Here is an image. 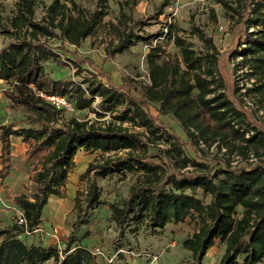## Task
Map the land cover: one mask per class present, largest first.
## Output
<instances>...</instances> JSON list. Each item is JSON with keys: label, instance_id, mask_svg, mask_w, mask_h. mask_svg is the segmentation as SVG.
<instances>
[{"label": "trees", "instance_id": "16d2710c", "mask_svg": "<svg viewBox=\"0 0 264 264\" xmlns=\"http://www.w3.org/2000/svg\"><path fill=\"white\" fill-rule=\"evenodd\" d=\"M106 2L96 0L90 8L76 0H53L38 19L37 0H17L12 16L5 22L0 16V32L8 39L0 47L3 93L12 105L27 110L19 123H29L28 127H15L18 121L0 124V176L11 173L13 136L28 143L26 154L35 161L29 174L32 192L10 197L27 223L0 228V264H43L51 258L57 264H112L99 260L86 246L72 245L80 225L101 202L94 178L84 202L75 198L79 213L62 251L58 246L28 244L18 235L39 227L51 196H63L81 149L100 152L83 175L137 173L125 202L110 205L122 232L130 222L137 224L134 231L143 224L156 230L193 216L199 228L184 238L183 246L191 251L194 264H203L217 239L225 244L219 264H257L264 259V126L256 120L251 128L246 126L250 114L241 95L258 93L264 100V0H235V5L222 0L240 23L239 41L246 40L241 56L250 75L263 77L245 92L212 38H204L206 51L198 53L179 35L174 39L181 56L164 54L160 45L150 42L149 83L116 82L105 63L78 50L103 20ZM113 28L117 41L106 48V59L146 39L134 31L126 14ZM54 39L60 44L53 45ZM67 44L74 48L69 50ZM57 49L69 51L67 63L77 74L87 71L89 76L82 81L56 77L45 63L62 61ZM48 96L72 100L71 106L91 110L96 117L71 114ZM151 103L171 113L188 139L153 115ZM215 143L226 149L225 155L258 161L233 166L230 158H224L219 166L211 164L214 158H208L207 149Z\"/></svg>", "mask_w": 264, "mask_h": 264}, {"label": "rangeland", "instance_id": "374dc122", "mask_svg": "<svg viewBox=\"0 0 264 264\" xmlns=\"http://www.w3.org/2000/svg\"><path fill=\"white\" fill-rule=\"evenodd\" d=\"M16 1L0 0L2 22L14 14ZM52 1L37 0L36 17L38 19L45 13L46 6ZM76 1L92 8L96 0ZM224 1L236 4L235 0ZM105 11L106 14L97 25L95 32L83 41L78 50L99 64L105 63V68L111 72L112 78L118 83L130 81V79L149 83L147 53L151 47L150 42L153 45H160L164 54L181 56L180 49L174 39L176 35L191 43L198 53L206 51L207 41L204 38H212L220 56L223 55L227 58V69L235 72L233 76L237 84L242 87L241 92H245V88L248 86L259 84L263 79L261 76L258 79L257 76L250 75L251 72L241 56V50L246 45V40L239 41L237 30L240 23L236 21L237 16L233 17L234 12L228 9L222 0H135V3L134 0H107ZM122 14L127 15L130 24H133L134 31L145 36L146 39L137 40L128 50L116 53L106 59V48L117 41L113 24L119 22ZM7 40L0 32V47L4 46ZM51 43L53 45L60 44V40L54 39L51 40ZM67 48L72 50L74 45L67 44ZM57 50L62 61L50 60L45 63L49 69L53 70L56 77L82 81L84 76H89L87 71L77 74L73 65L67 63V58L72 56L69 51ZM233 50L236 51L233 53ZM103 80L106 81V79ZM230 80L232 81L233 78ZM5 86V82L0 80V124L18 121L15 127H28L29 123H19L22 118L28 115L27 110L22 106L11 104V101L3 93ZM137 90L140 92L141 89ZM241 97L243 106L249 110L250 114V118L245 122L246 126L251 128L252 120H256L264 126V100L262 97L258 93L244 97L241 95ZM64 99L67 103L72 102V100ZM97 107L99 108L98 104ZM68 109L71 114L76 113L80 117H96L91 110H77L73 106ZM150 112L159 116L166 125L172 126L180 135L188 139L179 121L171 113L161 112L159 104L151 103ZM11 140L13 164L11 173L6 178L0 176V228L16 224L14 203L10 197L19 193L29 194L33 190L29 174L35 161L29 159L26 154L28 143L15 137H12ZM186 149L190 155L194 156L195 153L190 147H186ZM225 150L224 147L218 149L217 143L207 149L208 158H214L211 164L216 163V166H219L224 158H230L233 166H242L248 162L256 163L258 161L241 159L237 155L228 156L224 154ZM99 155V151L84 149L77 153L74 158L75 165L69 173L63 196H51L43 210L39 227L32 231L19 233V237L28 244L58 246L62 251L71 236L79 213L75 205V198L78 196L79 200L84 202L89 181L94 178L99 186L101 202L92 210L88 221L80 225L73 246L81 244L93 251L99 248L101 253L95 254V256L99 260L112 264H194L191 251L183 246L184 238L193 235L199 228L198 219L193 216H189L183 221L170 222L165 227L156 230L143 224L134 231L137 224L130 222L123 228L124 231H121L112 217L110 205L112 203L122 205L125 202L130 187L136 180L137 173L114 172L107 177H99L92 171L83 175L89 162ZM2 167L0 144V170ZM204 199L208 201L209 197L204 196ZM239 212H242V208H239ZM46 242L47 244H45ZM211 250L207 252L203 264H219L225 251V244L217 239ZM239 260H243V256ZM43 264L57 263L51 258ZM257 264H264V259Z\"/></svg>", "mask_w": 264, "mask_h": 264}, {"label": "built area", "instance_id": "2783aa9c", "mask_svg": "<svg viewBox=\"0 0 264 264\" xmlns=\"http://www.w3.org/2000/svg\"><path fill=\"white\" fill-rule=\"evenodd\" d=\"M48 98L50 100L56 102L57 104L65 105L67 108L71 106V103H67L65 101L64 97L60 98V96H48ZM13 208H14V212H15L16 223L20 224V225H25L27 223V219H26L24 212L21 209L17 208L16 206H14ZM93 253L94 254H100L101 251L99 248H96V250L93 251Z\"/></svg>", "mask_w": 264, "mask_h": 264}, {"label": "crops", "instance_id": "0c3cea01", "mask_svg": "<svg viewBox=\"0 0 264 264\" xmlns=\"http://www.w3.org/2000/svg\"><path fill=\"white\" fill-rule=\"evenodd\" d=\"M13 137H15V138H19L20 140H22L21 137H17V136H13ZM11 139H12V138H11ZM47 242H48V241H47ZM47 242H46L45 244H47ZM211 249H212V248H211ZM211 249L208 250V252H209V251H212Z\"/></svg>", "mask_w": 264, "mask_h": 264}]
</instances>
